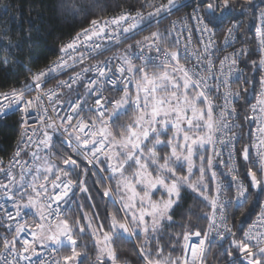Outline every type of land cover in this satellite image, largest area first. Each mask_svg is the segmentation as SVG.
<instances>
[{
    "label": "snow or ice",
    "instance_id": "obj_1",
    "mask_svg": "<svg viewBox=\"0 0 264 264\" xmlns=\"http://www.w3.org/2000/svg\"><path fill=\"white\" fill-rule=\"evenodd\" d=\"M2 10L24 18L17 0ZM49 10L80 23L44 67L33 55L42 15L28 13L19 39L0 29V73L25 72L0 90V122L14 116L17 130L0 156V264H264V6L55 0ZM242 17L256 21L251 37ZM256 76L250 102L233 83Z\"/></svg>",
    "mask_w": 264,
    "mask_h": 264
},
{
    "label": "trees",
    "instance_id": "obj_2",
    "mask_svg": "<svg viewBox=\"0 0 264 264\" xmlns=\"http://www.w3.org/2000/svg\"><path fill=\"white\" fill-rule=\"evenodd\" d=\"M8 2L9 0H0V29L3 28L10 29L12 33L16 34L13 36L14 40L19 39L24 34L22 29L26 30L28 28L27 19L29 12H31L32 17H36L38 14L42 15L43 17L45 29L47 31H43L39 34L42 37L38 41L40 46L33 53L34 56L39 58L36 61V63L40 67L47 64L55 57L58 51V47L62 42V40H64L65 38H67L68 36L74 33L73 28H76L78 30L80 23L79 21L75 22L72 26H69V24L64 23L62 20H57V21L49 20V18L53 15V13L49 10V8L50 5H52L55 2V0H17V3L21 5L24 9L23 20L20 19L19 13H13L9 11V16L4 15L2 7L6 5ZM128 2L135 3V0H128ZM12 15H15L17 17L15 21H12L9 18ZM244 18L246 22L245 27L248 30V35L251 37L253 32L254 21L248 23L249 18L247 17ZM166 25H167V20L162 21L161 27ZM149 30H146L144 33H141V35L147 34V31ZM48 32H50V34H47ZM36 35H37L36 33H33L34 37ZM3 55H6V53L0 51V56ZM22 59H24L25 64H28L26 58L22 57ZM28 67H33V65L28 64ZM248 72H249L248 78L251 80L253 73L249 70ZM24 76H25V72L23 69H16L15 71L8 73L7 78H5L3 73H0V88H7L13 86L18 82H21L24 79ZM258 77L259 76H256L252 84L251 83L247 84L249 89L247 93L248 100H251L252 98V94H253L252 92H254L255 90ZM252 87L253 90L252 92H250ZM15 119L16 117L12 116L9 117L7 120L0 122V149H2V151H0V156L7 155L11 150V146L15 143V140L17 138V130L13 125V121ZM89 183H91V181H89ZM97 200H99V197H97ZM107 207L111 210L112 204L108 203ZM103 208H104V204L102 203L101 213H103ZM256 211L257 209L255 210V212ZM177 219L179 218L177 217ZM237 219L238 220L240 219L239 213H237ZM128 246L129 245H124V247H128Z\"/></svg>",
    "mask_w": 264,
    "mask_h": 264
},
{
    "label": "built area",
    "instance_id": "obj_3",
    "mask_svg": "<svg viewBox=\"0 0 264 264\" xmlns=\"http://www.w3.org/2000/svg\"><path fill=\"white\" fill-rule=\"evenodd\" d=\"M241 1H242V0H241ZM184 2L187 3V4H191V3H192V0H184ZM254 2L257 4V6H264V5H261V0H254ZM188 11H191V9H190V8H186V9H184V12H188ZM176 15H177V16H179V15H183V12H181V13H177ZM175 18H176L175 16L171 17V19H175ZM242 19H245V18L242 17ZM253 21H254V20H253ZM167 23H168V21H167ZM255 24H256V21H254L252 35H254V32H255ZM177 27L179 28V27H181V25H177ZM72 35H74V33H73ZM72 35H70V36H68L67 38H65L64 40H62V42L60 43V45H59V47H58V51H57L55 57H54L51 61L55 60V59L59 56V48H60L61 44H62V43H66V42H68V40L71 38ZM222 39H223L222 36L219 37V39H218V44L220 45V47H223ZM195 46H196V35L194 34V35H193V41H192V43L188 45L189 50H190V51L193 50V49L195 48ZM236 46L239 47L240 45L237 44ZM226 51L230 52V51H232V49H231V48H228ZM137 54H138V53H137ZM222 54H223V53H221V55H222ZM109 55H111V53H109ZM51 61H50V62H51ZM50 62H49V63H50ZM93 63H94V62H93ZM47 64H48V63H47ZM47 64H45V65H47ZM45 65H43L42 67H44ZM244 67H245V66H244L243 64H241V68H244ZM79 70H80L79 68L76 69V71H79ZM71 74H72V73L69 71L68 75H71ZM245 74H246L247 77H248L249 72H248V69H247V68H245ZM57 79H67V75H59V76H57ZM23 80H24V79H23ZM23 80H22V81H23ZM22 81H21V82H22ZM55 83H56V81L53 80V81H51V83H50L49 86H53ZM251 84H252V83H251ZM251 86H252V85H251ZM10 87H11V86H10ZM109 87H110V86H109ZM244 87H247V88H248V85H245L242 81H241L239 84H237V83H235V82L233 83V88H234V89H242V88H244ZM3 89H6V88H0V90H3ZM252 90H253V87L251 88V91H250V92H252ZM248 91H249V89H248ZM259 91H260V85H259V77H258V81H257V83H256L255 90H254V92H252V93H253V94H252V98H251V100H249L250 102H255V100H254L255 94H257ZM115 94H116V93L111 92V91L105 93V95H115ZM240 103L243 104V100H241ZM3 157H5V159H7V155H5V156H3ZM225 158H226V156H225ZM218 170H219V172H222V173H226V172H227V169L224 168L223 166H219ZM221 179H222V180H225V177H224V176H221ZM225 183H227V180H225ZM258 211H259V209H257L256 212H258ZM252 218H253V219L255 218V213H254V215H253Z\"/></svg>",
    "mask_w": 264,
    "mask_h": 264
},
{
    "label": "bare ground",
    "instance_id": "obj_4",
    "mask_svg": "<svg viewBox=\"0 0 264 264\" xmlns=\"http://www.w3.org/2000/svg\"><path fill=\"white\" fill-rule=\"evenodd\" d=\"M49 63V62H48Z\"/></svg>",
    "mask_w": 264,
    "mask_h": 264
}]
</instances>
